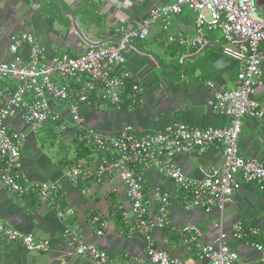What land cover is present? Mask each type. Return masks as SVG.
<instances>
[{"label":"crops","instance_id":"1","mask_svg":"<svg viewBox=\"0 0 264 264\" xmlns=\"http://www.w3.org/2000/svg\"><path fill=\"white\" fill-rule=\"evenodd\" d=\"M174 3L176 0H98L94 4L90 0H0V62L12 61L11 38L22 34L34 35L46 49L49 60L57 56L78 58L98 44L115 46L125 35L139 30L150 12ZM35 5L42 7L36 10ZM195 21L194 12L185 7L182 14L163 16L153 23L146 40L131 42L127 70L145 91L142 103L131 108L130 90L125 92L122 107L98 101L96 94L92 95V103L81 108L86 124L105 135L121 134L129 126L140 133H157L178 123L203 130L230 128L232 120L215 113L209 103L215 94L236 88L237 77L247 63L228 52L237 47L225 45L222 36L207 33L211 44L201 50L167 42L170 36L194 39ZM21 56L24 64L29 65L28 49ZM262 70L264 76V60ZM55 81L61 82L58 78ZM86 81L85 76L71 80L68 103L54 102L51 106L61 116L59 123L49 122L36 134L31 133L20 116L8 123L10 132L27 136L22 148V172L27 179L55 182L76 167L95 169L106 155L77 142L70 123L68 107L77 100L80 85ZM209 82L213 88L208 86ZM15 88L16 83H5V90L12 92ZM251 98L264 108V87H257ZM62 122L69 123L64 132L58 129ZM238 148L242 157L264 165V117L243 118ZM178 162L188 176L200 180L213 167L222 165V148L212 146L201 155L181 156ZM156 187L169 192L172 202L170 225L155 230L150 237L156 248L166 249L185 264H208L189 242L188 234L183 233L185 226L193 225L201 231L205 244H212L221 233H227L226 247L239 255L236 264L264 262V192L259 185L244 184L223 211L210 212L187 208L184 193L174 182L150 170L146 173V195L149 197ZM60 195L61 210L73 211L67 220H61L56 210L36 193L14 197L0 184V216L4 222L50 244L46 252H30L22 243L8 242L0 236V264H93L73 253L64 238L68 227L80 228L87 241L109 258V264H124L126 255L148 262V240L139 232H132L136 220L118 178L100 182L93 179L76 187L64 181ZM158 208L155 204L150 207L153 221L158 217ZM96 218L109 225L104 237L96 234ZM239 220L260 229L261 234L236 240L232 230ZM255 243L262 245L263 251L259 252L253 246Z\"/></svg>","mask_w":264,"mask_h":264},{"label":"built area","instance_id":"2","mask_svg":"<svg viewBox=\"0 0 264 264\" xmlns=\"http://www.w3.org/2000/svg\"><path fill=\"white\" fill-rule=\"evenodd\" d=\"M90 1L98 3V0ZM257 2L258 0H176L173 5L150 12L149 18L139 30L125 35L119 44L91 47L78 58L57 56L49 60L46 49L34 35L12 37L9 46L12 61L0 62V184L14 197L36 193L56 210L61 220H67L73 215V211H62L59 204L64 181L76 187L81 182L93 179L100 182L118 178L126 190V197L136 220L132 232H139L148 240V262L130 259L126 255L124 264H185L172 257L166 249L156 248L150 240L155 230H162L170 225L169 209L172 202L170 193L162 187L153 189L149 197L146 195V173L150 170L157 171L174 182L184 193L187 208L207 212L213 209L223 211L233 202L234 195L244 184H257L264 192V165L256 159L242 157L238 148L243 118L264 117V108L251 98L257 87H264V6L259 9ZM41 7L35 5L36 10ZM185 7L191 9L196 16V37L186 40L170 36L167 38L169 44L201 50L211 44L206 38L207 33L220 32L226 44L237 47L236 51L228 49V52L247 63L237 77L236 88L230 92L215 94L209 103L215 113L229 117L232 126L227 129L203 130L178 123L157 133H140L129 126L118 135H105L90 128L81 114V108L92 103V95L96 94L98 101L122 107L125 92L130 90L131 108L142 103L145 91L127 70L130 43L146 40L153 23L163 16L180 15ZM163 23L164 29H167L166 19ZM25 49L29 51V65L22 60L21 52ZM83 76L87 77V81L81 83L77 100L68 107L74 137L77 142L93 146L106 155L95 169L76 167L55 182H34L27 179L22 172V148L27 136L17 131L10 132L8 123L20 116L32 134H36L49 122L59 123L61 116L52 111L50 101L67 104L71 99L70 81ZM56 78L61 82H56ZM6 82L16 83V88L12 92L5 90ZM208 86L214 87L211 82ZM68 126L69 123L62 122L58 129L64 132ZM212 146L222 148V165L213 167L200 180L188 176L178 158L196 153L201 155ZM152 204L159 206L158 217L154 221L149 216ZM95 220L99 223L97 236L104 237L109 229L108 223L100 222L99 218ZM183 233L188 234L189 242L208 264H236L239 261L238 253L225 245L227 233H221L212 244L203 242L202 233L196 226H185ZM260 234V229L246 226L241 220L234 224L232 230V236L239 241ZM0 236L8 242L22 243L30 252L50 250L49 242L10 227L1 216ZM64 238L75 255L93 264H109V258L97 245L87 241L80 228H66ZM168 243L165 240V244ZM253 246L259 252L263 251L262 245L255 243Z\"/></svg>","mask_w":264,"mask_h":264},{"label":"water","instance_id":"3","mask_svg":"<svg viewBox=\"0 0 264 264\" xmlns=\"http://www.w3.org/2000/svg\"><path fill=\"white\" fill-rule=\"evenodd\" d=\"M257 4H258L259 9H263V6H264V0H258ZM72 17H73V16H72ZM115 44H119V42H116ZM99 46H102V45L98 44V45H94L93 47H99ZM54 102H58V101H54V100H53L52 102H50L51 106H53V103H54ZM58 103L65 104V103H63V102H58Z\"/></svg>","mask_w":264,"mask_h":264},{"label":"rangeland","instance_id":"4","mask_svg":"<svg viewBox=\"0 0 264 264\" xmlns=\"http://www.w3.org/2000/svg\"><path fill=\"white\" fill-rule=\"evenodd\" d=\"M209 34H211V35H217V36H222V34L220 33V32H211V33H209ZM223 38V37H222ZM223 42H224V40H223ZM224 44L226 45V43L224 42Z\"/></svg>","mask_w":264,"mask_h":264},{"label":"trees","instance_id":"5","mask_svg":"<svg viewBox=\"0 0 264 264\" xmlns=\"http://www.w3.org/2000/svg\"><path fill=\"white\" fill-rule=\"evenodd\" d=\"M80 145V144H79ZM82 146V148H84V146L83 145H81Z\"/></svg>","mask_w":264,"mask_h":264}]
</instances>
